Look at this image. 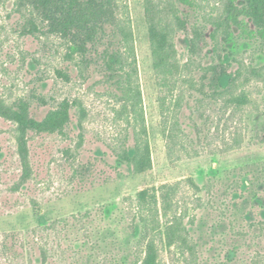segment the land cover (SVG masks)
I'll list each match as a JSON object with an SVG mask.
<instances>
[{
	"label": "rangeland",
	"instance_id": "rangeland-1",
	"mask_svg": "<svg viewBox=\"0 0 264 264\" xmlns=\"http://www.w3.org/2000/svg\"><path fill=\"white\" fill-rule=\"evenodd\" d=\"M157 1L127 0L123 11L135 34L153 158V168L141 173L118 162L105 145L132 128L113 123L114 104L103 75L93 68L82 75L64 59L65 43L59 37L25 35L24 19L7 15L13 0L2 5L0 92L25 96L38 86L48 108L55 100L76 97L89 116L80 129L73 110L69 135L34 141V179L16 193L12 188L22 173L15 126L0 117V264H134L142 223L128 213L127 198L134 206L140 191L176 182L184 184L175 193L166 190L173 200L168 217L181 215L179 229L191 245L187 255L197 256L195 264H264V31L252 17L238 13L234 4L241 8L243 0L182 2L179 14L184 21L189 18L183 25L172 18L170 6L163 13L149 12L148 2ZM168 12L174 32L167 44L175 50L169 60L177 69L167 77L171 87L178 80L174 89L163 85L153 53V41L161 38L160 21H168ZM152 24L158 40L151 34ZM221 62L230 72L244 62L263 75L247 78L244 72L238 87L224 95L216 73L207 70ZM59 69L68 71L70 79L59 75ZM165 94L177 111L174 139L165 131ZM242 94V102L233 97ZM46 110L38 108L39 118ZM67 147L75 150L73 156L64 152ZM159 206V218L166 221ZM55 221L54 228L43 227ZM37 226L43 230L35 239L32 229ZM13 232L17 236L10 240L7 234ZM40 247L48 250L46 261ZM159 253L162 264L185 262L177 246L160 247Z\"/></svg>",
	"mask_w": 264,
	"mask_h": 264
},
{
	"label": "trees",
	"instance_id": "trees-1",
	"mask_svg": "<svg viewBox=\"0 0 264 264\" xmlns=\"http://www.w3.org/2000/svg\"><path fill=\"white\" fill-rule=\"evenodd\" d=\"M6 1L8 0H0V12ZM243 1V7L240 8L235 4L234 7L237 8L238 13L246 14L248 18L252 17L262 34L264 0ZM126 2L127 0H13L7 15L10 17L12 14H19L20 18L24 19L22 29L25 35L36 37L41 35L49 39L59 37L65 43L64 59L75 63L82 75L88 68H93L94 72L97 71L103 75L102 79L107 85V93L110 96L109 100L114 104L113 123L127 124V128H132L125 132L123 138L107 139L105 145L118 162L132 164L136 173H141L153 168V158L147 138L148 129L139 79L135 34L130 16H123V11L126 13L125 9L128 7ZM157 2L155 4L148 2L149 12L162 11L170 6L172 18L174 17L182 25L186 24L189 18H185L184 21L177 7L182 2L191 5V0H166L164 1L166 4L161 5H159L160 0ZM166 17L168 21L164 22V18L160 21L163 25L160 28L161 38L159 37V41H153V53L156 67L162 74L161 80H164L163 85L174 89L177 87L178 80L176 79L177 81L171 87L167 77L177 69V65L169 60V55L175 50L173 46L167 44L168 36L174 32V26L170 22L169 12ZM238 24L243 25L244 22L239 21ZM250 32L253 34V31ZM151 34L157 39L156 24L151 25ZM207 70L216 73L224 95L229 93L228 90L238 87L236 82L244 72L247 73V78L254 74L263 75L260 69L244 62H240L234 72H230L224 62L218 65L213 64ZM58 72L64 78L71 77L70 73L64 69H59ZM32 92L33 94L25 96H12L11 93L0 92V117L14 123L16 155L19 157L22 173L12 188L15 193L34 179L35 168L32 159L34 141L55 133L66 135L70 132L68 129L74 120L73 110L76 111L77 116L76 127L80 129L84 128V123L89 116L88 108L79 98L55 100L54 102H57L55 106L48 108L49 100L40 88L36 86ZM233 97H236L235 100L238 102L244 101L243 98H245L243 94ZM161 98L162 111L166 118L164 121L167 125L165 131L172 135V132H176L173 124H178L177 120L174 121L178 118L177 111L173 110L168 103L166 94ZM232 101L230 100L229 103ZM41 106L47 107L43 118H39L37 113ZM171 119L172 122L168 123ZM174 135L171 139H174ZM83 138L81 136L80 143L83 142ZM131 143H133L132 146H130ZM74 151L71 147L64 149V152L70 156L74 155ZM182 184L184 182H176L164 184L160 188L151 187L140 191L134 206L133 199L127 198L131 200L128 213L133 216L134 222L138 220L142 223L141 235L137 241V259L134 264H162L159 260L160 247L166 248V246L169 249L177 246V250L185 259L184 264H195L197 261L196 255L195 257L187 255L191 245L179 229L182 222L181 215L176 213L168 217L173 200L172 197H168L166 190H172V193H175ZM159 192H162L160 196H158ZM159 203L162 204L166 221H161L159 218L161 212ZM64 220L67 221V219ZM56 224L57 221L43 227L54 228ZM42 230V226L33 228V237L40 238ZM16 236L15 233L7 234L10 240H15ZM40 248L43 259L46 261L48 250L44 247Z\"/></svg>",
	"mask_w": 264,
	"mask_h": 264
}]
</instances>
